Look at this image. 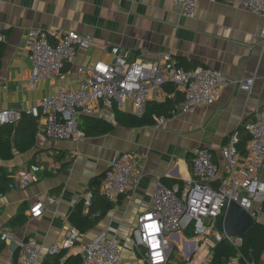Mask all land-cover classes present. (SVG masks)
Masks as SVG:
<instances>
[{
	"label": "crops",
	"instance_id": "1",
	"mask_svg": "<svg viewBox=\"0 0 264 264\" xmlns=\"http://www.w3.org/2000/svg\"><path fill=\"white\" fill-rule=\"evenodd\" d=\"M30 27L89 34L93 43L88 49L77 51L75 62L65 64L56 81L42 80L33 87L28 80L31 63L25 50ZM263 28L264 12L256 13L233 0H195L191 16L182 14L180 6L172 0H0V31L6 39L0 42L4 43L0 59V108L30 105L50 93L55 83L75 85L79 65L110 57L103 52V45H118L127 49L133 59L144 62L168 52L187 70L208 67L231 79L255 76L250 92L231 84L224 87L214 103L188 112L180 111L182 94L172 82L166 81L164 99H171L174 108L170 115H163L165 121L160 125L155 124L158 115H153L154 124L142 126L115 122L112 108L133 114L130 101L123 108L116 102L100 105L97 113H79V125L83 116H96L113 123L112 130L84 135L78 141L47 137L43 132L44 117H34L37 128L32 146L24 152H15L11 159L0 160V164L17 171L32 162L38 166L39 175L26 186L15 185L0 194V230H7L16 240L34 237L50 244L59 241L67 228L75 227L79 231L78 240L64 249L62 259L75 254L81 257L83 245L94 239L113 238L121 249V264H145L140 249L129 238L137 216L151 205L157 182L184 188L192 178L190 157L197 147L209 149L212 160L220 167L219 176L223 169L220 148L229 134L248 136L243 124L254 119L255 111L264 102ZM123 152L134 153L131 161L132 176L138 179L136 185L116 200H109L99 192L86 205L88 181L103 176L114 155ZM258 176L264 182V160ZM82 200L81 207L76 208ZM34 201L43 203L42 212L36 217L28 211ZM21 204H25L27 219L16 227L8 221ZM188 229L169 236L173 249L177 245L180 252L175 261L169 257L167 264L207 262V245L194 243L190 249L185 242L184 239L193 236L186 234ZM11 241L14 240L4 241L0 264H15ZM260 264H264V253Z\"/></svg>",
	"mask_w": 264,
	"mask_h": 264
},
{
	"label": "built area",
	"instance_id": "2",
	"mask_svg": "<svg viewBox=\"0 0 264 264\" xmlns=\"http://www.w3.org/2000/svg\"><path fill=\"white\" fill-rule=\"evenodd\" d=\"M233 1L256 13L264 12V0ZM172 3L180 6L182 14L193 15L195 0H172ZM261 34L264 35V28ZM4 41L5 36L0 31V42ZM92 43L93 37L89 34L30 27L25 38L26 55L31 63L29 83L36 87L42 80L56 81L65 64L75 62L77 51L88 49ZM102 50L110 57L79 65L75 85L55 83L50 93L30 105L0 108V124H14L25 112L33 117H44L43 132L47 137L78 141L85 135L78 122L79 113L94 114L100 105L110 106L113 102L123 108L125 102L130 101L133 114L140 117L146 101L164 99L163 84L166 81H171L182 94L181 112L214 103L228 85H235L247 93L254 85V75L231 79L208 67L184 69L168 52L159 53L151 62H144L133 59L127 49L118 45H103ZM164 121L162 115L155 117L156 125ZM243 129L248 134L245 152L237 147L238 133H230L220 148L223 169L219 176L220 167L212 160L209 149L197 147L190 157L192 178L184 188L157 182L151 205L137 216L129 238L135 248L140 249L144 263L167 264L173 251L169 236L188 228L192 229L193 236L184 239L185 242L190 249L194 243L207 245V261L212 255L211 246L217 241L223 239L239 246L240 236L215 229L230 201L243 208L254 222L264 223V182L258 176L264 160V102L255 111L254 119L243 124ZM132 156L134 153L123 152L110 160L99 188L107 199L116 200L136 185L138 179L132 176ZM136 158L140 159L139 156ZM38 170L35 163L17 170L9 187H23L36 181ZM91 199L92 193L87 191L84 203L89 205ZM42 208L41 201H34L28 211L36 217ZM78 237L79 231L69 227L59 241L45 244L34 237L16 240L7 230H0L1 240H14L18 244L16 264H39L43 256L74 246ZM81 257V264H121V249L113 238L94 239L83 245ZM228 264H240L239 257L230 258ZM242 264L255 263L245 260Z\"/></svg>",
	"mask_w": 264,
	"mask_h": 264
},
{
	"label": "trees",
	"instance_id": "3",
	"mask_svg": "<svg viewBox=\"0 0 264 264\" xmlns=\"http://www.w3.org/2000/svg\"><path fill=\"white\" fill-rule=\"evenodd\" d=\"M6 33V32H5ZM4 49V43H0V59ZM177 65H180L176 61ZM171 82V81H167ZM174 105L171 99L166 98L163 101L149 100L144 106V112L140 117L134 116L131 113L119 110L113 107V117L115 122L124 126H142L146 124H154L153 115H170ZM85 135H98L112 130L113 123L106 121L96 116H83L80 122ZM37 128L36 118L23 112L20 119L14 124L3 123L0 124V160L11 159L15 152H24L28 150L32 144ZM248 140V136H241L237 144L241 152H245L244 144ZM33 164L28 163L26 167ZM16 170H8L5 166L0 164V194L6 193L13 183V174ZM37 175L39 172L37 171ZM102 175L92 177L88 183L87 188L92 193V196L100 194L99 184ZM162 182V181H161ZM165 185L170 183L162 182ZM83 200L78 203L76 208L81 207ZM110 203L108 204L109 207ZM25 204H21L17 212L9 219L8 223L14 226L23 224L27 216L24 214ZM188 236L193 235V231L189 228L186 232ZM6 243L0 239V252L4 249ZM212 255L210 259L203 264H228L230 258L238 256L240 264L245 260L253 261L255 264H260V259L264 253V223L254 222L247 227L239 246H234L228 241L220 240L211 246ZM64 249L55 254H47L42 259L41 264H81V257L79 254L69 256L62 259ZM18 248L14 250L13 262L17 263ZM171 257V256H170ZM146 264V263H145Z\"/></svg>",
	"mask_w": 264,
	"mask_h": 264
},
{
	"label": "water",
	"instance_id": "4",
	"mask_svg": "<svg viewBox=\"0 0 264 264\" xmlns=\"http://www.w3.org/2000/svg\"><path fill=\"white\" fill-rule=\"evenodd\" d=\"M254 223L251 216L236 202L230 201L222 215L218 218L217 227L229 235L242 237L246 228ZM10 247L14 251L18 248L15 241H11Z\"/></svg>",
	"mask_w": 264,
	"mask_h": 264
},
{
	"label": "rangeland",
	"instance_id": "5",
	"mask_svg": "<svg viewBox=\"0 0 264 264\" xmlns=\"http://www.w3.org/2000/svg\"><path fill=\"white\" fill-rule=\"evenodd\" d=\"M215 229H216V230H219L218 227H217V225L215 226ZM219 231H221V230H219ZM179 252H180V251L178 250L177 245H175V246H174V249H173V251H172V254H171L170 260H171V261H175V260L178 258V253H179Z\"/></svg>",
	"mask_w": 264,
	"mask_h": 264
}]
</instances>
